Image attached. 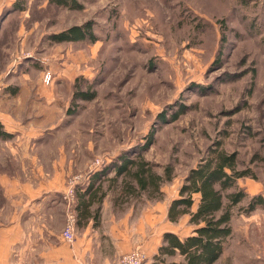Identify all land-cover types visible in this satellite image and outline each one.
Returning a JSON list of instances; mask_svg holds the SVG:
<instances>
[{
    "label": "rangeland",
    "instance_id": "374dc122",
    "mask_svg": "<svg viewBox=\"0 0 264 264\" xmlns=\"http://www.w3.org/2000/svg\"><path fill=\"white\" fill-rule=\"evenodd\" d=\"M17 1L0 5V23L34 33L0 36V47L15 52L2 80L20 73L18 62L28 63L51 87L47 142L66 147L74 165L67 185L74 175L102 171L101 187L114 215L125 218L130 251L146 254L142 264L164 232L190 234L188 216L172 223L168 207L190 169L219 145L255 176L238 180L234 190L246 195L233 208L236 228L250 199L264 197V0H77L79 10ZM85 23L95 42L51 40ZM75 91L94 97L74 99ZM124 158L145 161L159 174L170 165L173 179L151 198L132 195L127 185L135 182L113 170ZM255 249L236 230L218 264H264Z\"/></svg>",
    "mask_w": 264,
    "mask_h": 264
},
{
    "label": "crops",
    "instance_id": "0c3cea01",
    "mask_svg": "<svg viewBox=\"0 0 264 264\" xmlns=\"http://www.w3.org/2000/svg\"><path fill=\"white\" fill-rule=\"evenodd\" d=\"M16 1L0 0V5ZM7 24L0 23V36L10 40L21 32L34 33L6 28ZM14 53L11 47H0V122L12 135L0 139V264H119L132 245L129 234L121 230L126 228L125 218L114 215L110 195L101 187L103 176L94 174L79 188L77 204L87 206L88 218L78 220L72 244L62 239L66 213L61 197L74 165L69 164L65 146L47 142L53 122L50 103L56 98L51 87L28 63L18 62L20 73L2 80L12 68ZM236 226L232 225L233 236L239 230L241 240L253 242L256 260L264 259V208L243 216ZM157 252L145 264H152Z\"/></svg>",
    "mask_w": 264,
    "mask_h": 264
},
{
    "label": "trees",
    "instance_id": "16d2710c",
    "mask_svg": "<svg viewBox=\"0 0 264 264\" xmlns=\"http://www.w3.org/2000/svg\"><path fill=\"white\" fill-rule=\"evenodd\" d=\"M47 1L71 10H79L83 7L77 0ZM51 40L55 43L85 40L95 42L96 38L91 31V24L85 23L52 34ZM93 97L94 95L85 91H75L73 98L91 100ZM179 115L176 113L172 121L177 120ZM11 138L12 135L4 130L0 122V139ZM151 143L149 141L147 145ZM113 170L115 177L126 175L135 182L127 185L128 193L132 195L145 193L149 198L152 197V193H160L162 185L173 179L174 172L172 166L168 165L164 168V172L159 174L154 172L145 161L125 158L120 164H114ZM95 175L102 177L104 174L99 171ZM245 177L255 178L251 171L239 168L237 153L227 152L220 145L211 149L196 167L190 169L178 196L168 207L167 218L172 223H178L183 217L188 216L190 234L181 236L175 232H165L152 264H215L233 236V208L246 196L244 192L234 190L238 180ZM103 196L102 194L100 198ZM260 207L264 208V197L258 194L250 199L246 213ZM76 210L78 220L80 217L88 218L86 205L77 204ZM96 218L98 214L94 215L95 220Z\"/></svg>",
    "mask_w": 264,
    "mask_h": 264
},
{
    "label": "built area",
    "instance_id": "2783aa9c",
    "mask_svg": "<svg viewBox=\"0 0 264 264\" xmlns=\"http://www.w3.org/2000/svg\"><path fill=\"white\" fill-rule=\"evenodd\" d=\"M47 73L45 74V79L47 80ZM2 85L0 84V91ZM90 175H84L82 173L74 175L69 180L67 185V190L64 192V199L68 203L67 213H66V224L64 231L62 233V239L66 243H73L75 241L78 215L76 210L77 205V192L79 188L83 185ZM146 254L139 249H133L121 255L119 259V264H142L146 260Z\"/></svg>",
    "mask_w": 264,
    "mask_h": 264
}]
</instances>
